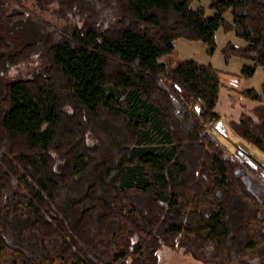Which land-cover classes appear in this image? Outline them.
Segmentation results:
<instances>
[{"label": "trees", "instance_id": "1", "mask_svg": "<svg viewBox=\"0 0 264 264\" xmlns=\"http://www.w3.org/2000/svg\"><path fill=\"white\" fill-rule=\"evenodd\" d=\"M36 1L85 21L64 32L34 17L41 39L18 49L0 37V76L44 59L0 88V249L10 264H159L176 246L206 264H264V192L247 180L264 168L242 150L226 157L207 136L219 119L218 69L160 62L178 39L211 55L221 28L246 43L220 54L251 61L237 76L249 78L264 68V0ZM238 94L261 104L228 126L264 153L263 100ZM214 160L224 177L196 221L190 201L211 183Z\"/></svg>", "mask_w": 264, "mask_h": 264}, {"label": "rangeland", "instance_id": "2", "mask_svg": "<svg viewBox=\"0 0 264 264\" xmlns=\"http://www.w3.org/2000/svg\"><path fill=\"white\" fill-rule=\"evenodd\" d=\"M199 4L207 7L208 0H201L200 3H193L192 7L195 8ZM20 11H25L27 15L25 19L16 20L13 23H8L6 21V17L10 14ZM210 14L211 11H207V15ZM34 17L46 19L64 32H71L75 26H78L85 21V17L83 16L80 17L60 13L56 2L45 4L36 0H22L21 3L16 4L14 0H0V37L3 36L6 38L14 49H18L26 43L39 41L41 39V33L37 25L34 23ZM179 60L180 58L176 50L173 54L160 58V62L166 66H174ZM43 61V56L38 54L32 57L29 61L10 68L8 72L0 76V88H2V85L5 82L11 81L17 77L28 76L34 68L41 66ZM224 122L225 121H222L221 119L215 120L212 123L210 130L207 131L208 138L216 143L226 157L234 159L236 151L242 150L252 157V159L259 162L264 168V153L258 151L251 144L235 136L233 132L229 131ZM217 130L223 132L218 139L219 141L216 137ZM230 139L234 141H231ZM263 168H260V172ZM210 169L211 173H214L211 183L206 187L204 194L200 198L190 201L188 212L195 215L194 219L196 221L201 220L202 207L208 201L214 187L224 177L217 160L212 162ZM260 175L262 176L261 180L253 176H249L247 180L253 190H261L264 192V175ZM193 232L200 235L206 233L214 235V233L205 226L195 225ZM248 253L249 252L247 251L246 254ZM158 258L159 264H206L193 258L183 247L177 246L174 249L166 247L162 248L158 253ZM10 260L11 252L7 249H0V264H10ZM119 263L120 261L117 262V264ZM52 264H61V262L58 260Z\"/></svg>", "mask_w": 264, "mask_h": 264}, {"label": "crops", "instance_id": "3", "mask_svg": "<svg viewBox=\"0 0 264 264\" xmlns=\"http://www.w3.org/2000/svg\"><path fill=\"white\" fill-rule=\"evenodd\" d=\"M224 17L228 22H231L229 14H225ZM214 36L216 48L211 55L206 53V46L201 42L178 39L173 42V45L180 60L194 61L204 65L210 64L218 69L220 84L214 112L218 115L219 119L225 121L224 124L232 132L228 126L230 121L237 122L242 113H247L253 107L261 104L259 101L240 97L239 92L245 89H254L261 96L262 103H264V97L261 92V84L264 81V68L255 66L254 72L249 78H238L237 76L241 68L243 66H251L253 63L234 57L224 60L220 54V50L228 42L236 47H243L246 43L236 37L233 32L225 33L221 28L215 31ZM216 132L218 140L223 132L219 130Z\"/></svg>", "mask_w": 264, "mask_h": 264}]
</instances>
